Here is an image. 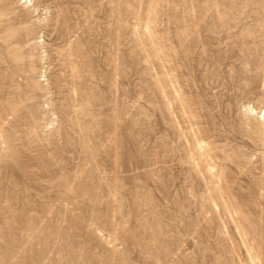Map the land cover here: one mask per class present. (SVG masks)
I'll list each match as a JSON object with an SVG mask.
<instances>
[{
  "label": "rangeland",
  "instance_id": "374dc122",
  "mask_svg": "<svg viewBox=\"0 0 264 264\" xmlns=\"http://www.w3.org/2000/svg\"><path fill=\"white\" fill-rule=\"evenodd\" d=\"M263 111L264 0H0V264H264Z\"/></svg>",
  "mask_w": 264,
  "mask_h": 264
},
{
  "label": "bare ground",
  "instance_id": "6f19581e",
  "mask_svg": "<svg viewBox=\"0 0 264 264\" xmlns=\"http://www.w3.org/2000/svg\"><path fill=\"white\" fill-rule=\"evenodd\" d=\"M251 109V108H250ZM252 110H253V108H252ZM264 112V111H263ZM264 116V115H263Z\"/></svg>",
  "mask_w": 264,
  "mask_h": 264
}]
</instances>
